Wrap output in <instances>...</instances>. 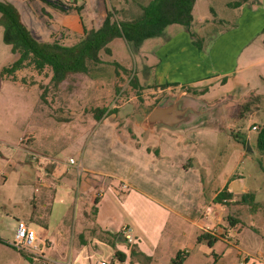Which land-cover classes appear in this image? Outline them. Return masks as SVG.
<instances>
[{"label": "crops", "instance_id": "1", "mask_svg": "<svg viewBox=\"0 0 264 264\" xmlns=\"http://www.w3.org/2000/svg\"><path fill=\"white\" fill-rule=\"evenodd\" d=\"M4 1L16 5L23 22L39 41L55 42L53 34L67 29L76 38L70 46L82 39L85 30L101 27L108 11L112 10L106 8L98 27L86 0H61L74 7L69 12L54 6L57 0ZM206 1H196L190 28L171 25L162 36L142 44L139 57L143 63L132 78L137 80L134 86L141 94L179 91V96L216 107V113L221 107L223 117V111L230 106L240 108V100L244 98L264 97V77L251 72L240 73L262 62L257 55L264 57V0L229 3L231 20L219 17L210 7L216 18L211 25H206L202 9L209 6ZM78 7L82 8L80 12ZM133 8V2L119 0V7L113 9L118 12L117 18L123 20V13L130 15ZM143 13L141 10L136 14L141 18ZM219 23L229 24L228 29L218 28ZM117 41L128 44L123 38L114 40L109 45L110 58L115 54L111 45ZM101 60L103 64L102 56ZM124 62L115 60L112 63L120 70L129 71ZM22 74L23 70L16 71L14 83L29 93L36 91L39 102L44 91L29 88L22 80ZM94 79L106 81L102 76ZM6 80L5 75L0 78V91ZM163 86L169 87L163 89ZM213 89L218 95L211 101ZM225 94L228 97L223 98ZM111 109H105L99 121L82 119L77 123L86 125L91 121L92 127L95 125L91 139L97 137L96 141L100 142L104 137L109 144L120 145L121 151L115 157L104 153L90 154L94 157L91 160L87 154L80 159L68 156L77 163L71 166L65 161L68 158L63 160L46 153L40 162H33L29 156L17 161L20 172H12L16 173L13 181L19 186L31 188L34 183L41 186L36 189L40 193L37 200L40 208L24 216L36 230L39 244L47 243L44 250L48 258L46 264H99L101 261L110 264H238L237 254L230 248L234 240L226 223L237 227L238 221L230 212L231 204L252 192L244 186L245 178L238 170L244 159H252L253 151L248 154L243 149V142L248 139L236 134L231 136L226 128L219 126V121H215V125L178 130L147 128L144 126L146 118L140 122L129 115L127 105ZM199 133H206L205 137L197 138L202 142V150L196 138H192ZM222 136L227 138L224 141L228 145L221 170ZM19 150L26 152L28 149ZM61 165H67L77 174L78 166H81L88 176L84 174L80 182L71 185L72 177ZM108 166L111 167L109 170L106 169ZM113 178L120 181L123 188L113 187ZM223 191L233 196L226 205L216 202ZM55 205L59 215L51 227L48 219ZM15 227L16 231L17 225ZM126 227L132 229L133 243L123 237ZM203 235L217 239L199 241ZM220 242L227 243L229 248L222 249L218 246ZM104 248L113 258L105 257ZM28 256L31 264H44L39 258ZM245 262L264 264V260L251 262L249 256Z\"/></svg>", "mask_w": 264, "mask_h": 264}, {"label": "rangeland", "instance_id": "2", "mask_svg": "<svg viewBox=\"0 0 264 264\" xmlns=\"http://www.w3.org/2000/svg\"><path fill=\"white\" fill-rule=\"evenodd\" d=\"M129 1L133 2V12L130 15L127 12L123 13L124 19L131 21L139 19L140 16L136 13L143 10L142 6H145L149 0ZM235 1H206L209 6L202 7L204 17L207 19L206 25H211L216 21L210 7L216 10L219 17L231 20L230 14L232 11L227 5ZM85 4L90 14L93 15L95 26L99 27L106 8H118L119 0H86ZM67 5L70 6L69 3ZM200 6L199 3V10ZM119 20L122 21V17ZM228 25L227 23H219L218 28L226 30L229 27ZM3 35L4 28L0 27V78L4 75L7 77L5 86L0 91V264H31L30 259L11 246V243L14 240L15 226L18 225V221L20 219L27 220L24 216L27 212L32 213L40 208L37 201L40 193L36 192V189H40L41 186H36V183H34L31 184V188H25L13 181L15 174L20 172L17 168V161L23 160L26 156L31 157L33 154H38L41 161L46 153H51V155L63 160L68 156L80 159L86 154L88 160H91V157L93 159L94 157L90 154L95 156L102 153L115 157L121 151L120 145L117 146L115 142L109 144L104 137L101 138L100 142L96 141L97 137L91 139L90 135L94 131L95 125L92 127L91 121L86 125L77 122L82 119L99 121L97 118L98 110H107L109 107L116 110L117 107L123 105H127L129 115L135 116L141 122L166 93L159 95L139 93L131 80L132 74L143 63L139 57L140 47L138 49L128 42L126 44L117 41L115 45H111L115 51L114 57L110 58L111 56L102 53L101 56L105 61L103 64L93 67L87 75L70 76L58 89L51 85L53 71L50 67L38 71L32 62H25L20 68L24 71V74L21 75L22 80H25L29 88L35 87L42 90V92L44 91L43 97L37 102L36 91L29 93L14 83L16 81V71L11 72L10 70L19 56L13 54L11 47L4 43ZM53 35L55 36L53 40L67 46L76 41V38L67 29H61ZM257 59L262 62H258L252 68L245 69L240 73L251 72L255 76L262 75L264 77V57L257 55ZM115 60L125 61L124 65L129 71L120 70L118 66L112 63ZM97 76L105 77L106 81L94 79ZM109 90L111 94H109ZM178 93L179 91H172L170 95L178 97ZM217 95L218 93L213 89L209 99L213 101ZM226 97H228L227 94L223 98ZM217 110L216 117H213L212 114L202 116L196 123H193L194 125L188 124L183 127H186V129L191 126L203 127L219 121V126L226 128V132L231 136L236 134L248 139L247 144H249L251 150L247 152L245 145H243V149L248 154H252L253 151L252 159H244L238 170L245 178L244 186L251 188L252 192L247 195L246 199L241 198L238 203L231 204L230 212L233 218L238 221V225L233 228L230 227L229 223H226V226L230 229L234 240L230 248L237 254L238 264L239 262L246 264L245 260L248 256L251 262L254 260H257V262L258 260L263 261L264 171L261 165L264 167V152H261L257 147L258 133L253 130V127L254 125L262 126L264 123V97H259L257 100L253 96L244 98L243 101L240 100V108L230 106L223 111V117L222 108L220 107ZM110 115H113V113H110ZM243 115H246V117L241 118ZM205 134L199 133L197 136L192 137L200 143V150H202V142L197 138L205 137ZM31 138H34V140H30ZM21 139H24V142ZM225 139L227 138L222 136V151L219 157L221 170L226 159L224 150L228 145L227 142L225 143ZM19 148L28 150L24 152ZM253 148L254 150H252ZM63 168L65 172L68 171L66 174L72 177L71 185L74 184V186L81 181L80 179L84 177V174L88 176L85 172H78L79 177L67 165ZM110 168L109 166L106 167L108 170ZM12 172L16 173L13 174ZM7 173L9 175L5 179L4 175ZM112 185L115 188H123L116 178H113ZM162 186L165 185L162 184ZM58 215L57 205H55L53 214L48 219L51 227H53V221L58 218ZM222 224L224 225L223 222ZM36 228H39V225ZM236 241H240V243ZM218 246H221L222 249L229 248V245L224 242H220ZM104 250L106 258H113L106 251L107 249L104 248ZM260 252L263 253L260 254ZM34 264L37 263L34 262Z\"/></svg>", "mask_w": 264, "mask_h": 264}, {"label": "trees", "instance_id": "3", "mask_svg": "<svg viewBox=\"0 0 264 264\" xmlns=\"http://www.w3.org/2000/svg\"><path fill=\"white\" fill-rule=\"evenodd\" d=\"M197 0H153L149 5L142 6L143 16L135 21H120L115 9L109 10L101 27L85 30L82 39L73 46H65L58 41H39L25 25L20 11L13 3L0 0V26L4 28V43L11 46L13 54L19 56L13 64L11 72L19 70L27 61L32 62L38 71L50 67L53 71L51 85L58 89L72 75L89 74L93 67L102 63L101 54L111 56L109 45L116 39L123 38L138 49L142 44L164 34L171 25L190 28L194 22V7ZM54 6L62 12L73 9L67 3L57 0ZM81 11V7L76 8ZM134 85L137 80L132 78ZM165 88L169 86H163ZM257 100L259 96H254ZM98 120L106 110H98ZM243 115L241 118H245ZM257 147L264 152V123L257 130ZM246 146L247 142H243ZM262 170L264 167L261 165ZM232 194L221 192L216 202L225 204L232 199ZM248 196L244 195L242 199ZM226 205V204H225ZM216 241L209 235L199 238ZM1 241V240H0ZM26 258L30 257L21 252Z\"/></svg>", "mask_w": 264, "mask_h": 264}, {"label": "water", "instance_id": "4", "mask_svg": "<svg viewBox=\"0 0 264 264\" xmlns=\"http://www.w3.org/2000/svg\"><path fill=\"white\" fill-rule=\"evenodd\" d=\"M216 107L204 105L198 100L187 97L171 95L162 99L154 109L149 113L144 121L147 128L164 127L169 130H178L185 125L192 124L187 116L188 112L193 111L196 116L202 114H212ZM249 144L246 145V151L250 152Z\"/></svg>", "mask_w": 264, "mask_h": 264}, {"label": "built area", "instance_id": "5", "mask_svg": "<svg viewBox=\"0 0 264 264\" xmlns=\"http://www.w3.org/2000/svg\"><path fill=\"white\" fill-rule=\"evenodd\" d=\"M259 127L254 126L253 130L257 131ZM34 161H39V155L33 154L31 156ZM69 165L75 166L77 163L73 158H68L65 160ZM79 172H84V169L81 166H78ZM123 237L128 243L134 242V237L132 233V229L130 227H126L123 229ZM11 246L23 252L25 254L35 256L40 260L44 261L43 263L46 264L47 257L45 256L44 250L47 246L46 242H42V245L39 244V238L36 230L30 226L26 221H19L17 225V229L15 232L14 240L11 243ZM99 264H110L107 261H101Z\"/></svg>", "mask_w": 264, "mask_h": 264}, {"label": "flooded vegetation", "instance_id": "6", "mask_svg": "<svg viewBox=\"0 0 264 264\" xmlns=\"http://www.w3.org/2000/svg\"><path fill=\"white\" fill-rule=\"evenodd\" d=\"M170 94H166L165 96H163L158 102H157V104L162 100V99H164L165 97H167V96H169ZM213 114V117H215L216 115H217V113H216V110H215V112H213L212 113ZM208 115H210V114H202V115H200L199 117L198 116H196V114H194L193 113V111H189L188 112V114H187V116L190 118V120H194L193 121V123L197 120V119H199L200 117H202V116H208Z\"/></svg>", "mask_w": 264, "mask_h": 264}]
</instances>
